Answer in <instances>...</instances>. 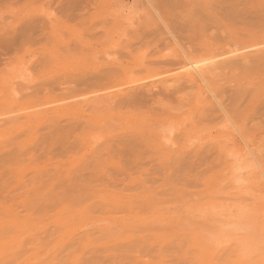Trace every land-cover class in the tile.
<instances>
[{
	"label": "rangeland",
	"instance_id": "1",
	"mask_svg": "<svg viewBox=\"0 0 264 264\" xmlns=\"http://www.w3.org/2000/svg\"><path fill=\"white\" fill-rule=\"evenodd\" d=\"M198 48L215 97L147 77ZM263 209L264 0H0V264H264Z\"/></svg>",
	"mask_w": 264,
	"mask_h": 264
},
{
	"label": "bare ground",
	"instance_id": "2",
	"mask_svg": "<svg viewBox=\"0 0 264 264\" xmlns=\"http://www.w3.org/2000/svg\"><path fill=\"white\" fill-rule=\"evenodd\" d=\"M64 7V6H63ZM38 23V22H37ZM40 24V23H39ZM35 25H36V23H35ZM41 25V24H40ZM44 25V24H43ZM37 26V25H36ZM35 26V27H36ZM97 26V25H96ZM30 27H32V25L30 26ZM26 28L27 27H25L24 29H23V31H25L26 32ZM32 28H34V27H32ZM168 28V27H167ZM31 29V28H30ZM29 31V30H28ZM169 31V30H168ZM25 32H23L24 34H25ZM30 32H32V31H30ZM89 32V31H88ZM23 33H21V35L23 34ZM23 34V35H24ZM76 34V33H75ZM28 35V34H27ZM74 37H76V36H74ZM14 40V39H13ZM10 42V41H9ZM11 42H13V41H11ZM9 44V43H8ZM7 47H8V45H7ZM5 48H6V45H5ZM181 48V47H180ZM177 50V49H176ZM196 50V49H195ZM238 49H233L232 50V52H235V51H237ZM194 51V50H193ZM193 51H187V50H185V49H181V50H179L178 52H174L173 51V54L172 55H168V58H170V59H168L169 61L167 62L168 64H169V67L168 68H166V69H164V70H162V71H158V72H154L153 74H151V75H149V76H147L148 78H152V77H154L155 75H161V74H165V76H162V77H160V78H158V79H154L153 81H151L153 84H157V82H161V83H163V81L165 82V84L167 83L166 81H170L171 79H173V81H176V80H178L179 81V79L181 80V78L182 79H185V81H187V82H189V84H191L192 86H194L195 87V91H196V93L198 94V96L199 97H202V96H204L203 94H207V91L208 92H210V94H212V96L213 97H215V94H214V91L212 90V88L210 87V85L208 84V82H207V77H206V74H205V68H207V66H208V60H210V58L211 57H209V56H201L200 55V50H199V48L196 50V52L195 53H193ZM224 54V53H223ZM197 55H200V56H197ZM220 55H222V54H220ZM171 56V57H170ZM218 56V55H217ZM111 63H112V60L110 61ZM168 74V75H167ZM117 75V74H116ZM115 75V76H116ZM113 76V75H112ZM107 76L105 75V79H103V78H100V80L98 79V82H96L95 84H93L92 86H91V89H89L87 92H86V94H94V96H90L88 99H86V100H83V101H87V100H89V99H93V100H95V101H97V102H102L101 100H103V99H105V98H108V97H111V96H115V95H118V94H121V93H124V92H126L127 90H128V88H125V87H122V88H119V89H116V90H114L115 88H117V87H119V86H122V85H124L125 83H127V82H123V83H117V84H115V83H110V84H108V80H107V78H106ZM108 78H110L109 77V75H108ZM182 81V80H181ZM95 82V81H94ZM102 82V83H101ZM128 82H130V81H128ZM172 82V81H171ZM99 83H101V85H98ZM132 83H134V81H132ZM174 82H172L171 84H172V86H174V84H173ZM164 84V85H165ZM168 85H171V84H169V83H167ZM166 84V85H167ZM178 84V83H177ZM126 85V84H125ZM158 85V84H157ZM163 85V86H164ZM167 85V86H168ZM175 85H176V83H175ZM153 86V85H152ZM155 86V85H154ZM184 88V87H183ZM132 89V88H131ZM101 91H103L102 93H99V92H101ZM140 91V90H139ZM138 91V92H139ZM130 92V91H129ZM135 92V91H134ZM141 92H139V93H137V92H135V93H132L131 94V97H133L132 99H134V98H136V99H134L136 102H141V94H140ZM144 95V94H143ZM201 95V96H200ZM207 96V95H206ZM205 96V97H206ZM197 98V97H196ZM196 98H195V103H196ZM204 98V97H203ZM199 99V98H198ZM200 100V99H199ZM103 101H105V100H103ZM200 102V101H199ZM76 103V102H75ZM103 103V102H102ZM173 106V105H172ZM176 108V107H175ZM173 110H174V108H173ZM30 113V112H29ZM33 114V113H32ZM30 115H31V113H30ZM32 116V115H31ZM27 117L28 118H26V119H29V117L30 116H28L27 115ZM161 117V116H160ZM34 118V117H33ZM36 118V117H35ZM229 118V117H228ZM24 119V121H25V117L23 118ZM22 119V120H23ZM44 119V118H43ZM161 119V118H160ZM160 119H158V120H160ZM222 119H223V117H222ZM30 120V119H29ZM32 120V119H31ZM30 120V121H31ZM154 120H157V119H154ZM27 121V120H26ZM126 121V120H125ZM163 121H165V119L163 120ZM233 121V120H232ZM155 123H156V121H154ZM160 122V121H159ZM232 124H233V126H234V128H236L237 130H239L237 127H236V125H234V123L233 122H231ZM158 124V123H157ZM236 124V123H235ZM231 124H229V126H226V127H228V128H230V129H232L233 127H231L230 126ZM188 126L189 125H187V128H188ZM144 128V127H143ZM225 128V127H224ZM233 128V129H234ZM68 129V128H67ZM147 129V128H146ZM227 129V128H226ZM225 129V130H226ZM232 129V130H233ZM231 130V131H232ZM234 131H236V130H234ZM238 132V131H237ZM223 133V132H222ZM229 133L230 132H228V136H229ZM232 133H233V131H232ZM224 134V133H223ZM231 134V133H230ZM182 135L184 136V135H186V133L185 132H183L182 133ZM233 135V134H232ZM235 135V134H234ZM239 135V134H238ZM163 136H164V134H163ZM240 136H242V134L240 135ZM186 137H188V136H186ZM189 137H190V135H189ZM233 136H231V137H229L230 139L232 138ZM246 137V136H245ZM234 138H236L237 139V137H235L234 136ZM233 138V139H234ZM242 138H244V137H242ZM188 139H190V138H188ZM226 139H227V136H226ZM212 140V139H211ZM238 140V139H237ZM237 140L235 141V143H233V141L232 140H230L229 141V139L227 140V142H229V143H231L232 142V144H233V146H235V148H233V149H235L234 151H233V149H232V151H230L231 153H229V156L231 157V161H232V163H231V171L229 170V175H230V173H232L233 175H235V174H237V175H240L241 173H244V172H246V171H248L249 169H248V165L247 164H245L246 162H247V160H246V162L244 163L243 161H245V158L244 157H246V155L250 152V145L249 144H247V143H245L246 144V147L248 148V150H247V148H244V146H242V145H240V142L237 144L236 142H237ZM167 141V140H166ZM165 141V143H168V142H166ZM169 141V140H168ZM185 141H187V138L185 139ZM205 141V140H204ZM208 141V140H207ZM210 141V140H209ZM212 141H214V140H212ZM239 141V140H238ZM243 142H245L244 141V139H243ZM169 143H170V145H171V142L169 141ZM204 143V142H203ZM249 143V142H248ZM187 144V143H186ZM244 144V145H245ZM169 145V144H168ZM167 145V146H168ZM218 145H223V141L222 142H220ZM225 145V144H224ZM228 145V144H227ZM249 145V146H248ZM230 149V148H229ZM228 149V150H229ZM257 149V148H256ZM130 152H131V150H129ZM134 155V154H133ZM249 155V154H248ZM135 157V156H134ZM248 157V156H247ZM244 159V160H243ZM250 159V158H249ZM248 159V160H249ZM237 160L239 161V162H237ZM252 161V160H251ZM255 161V160H254ZM249 165H251V163H249ZM249 172V171H248ZM247 172V173H248ZM247 173H246V175H247ZM231 174V175H232ZM242 175V174H241ZM244 175H242V177H243ZM237 177V176H236ZM247 177H248V175H247ZM239 178H240V176H239ZM244 178V177H243ZM246 178V177H245ZM227 179V178H226ZM260 179V178H259ZM246 180V179H245ZM244 179H242L241 180V178L240 179H235V181H236V183H238L239 184V186L241 185V184H243V182L245 181ZM229 181V180H228ZM254 181V180H253ZM252 181V182H253ZM236 183H235V185H236ZM246 184V188H247V181L246 182H244V185ZM243 185V186H244ZM238 186V185H237ZM245 187H244V190L246 189ZM244 192V191H243ZM240 193V192H239ZM241 195V194H240ZM248 195V194H247ZM238 196V195H237ZM261 196L263 197V195L261 194ZM253 197V196H252ZM235 198V197H234ZM242 198V197H241ZM259 198V197H258ZM263 199V198H262ZM254 200H256V198L254 199ZM242 203V202H241ZM238 207V206H237ZM254 207V206H253ZM228 208V207H227ZM255 208V207H254ZM225 209V208H224ZM224 209H222V210H224ZM230 210V209H229ZM264 210V209H263ZM262 210V211H263ZM235 211V210H234ZM239 211V210H238ZM241 211V210H240ZM244 211H245V209H244ZM252 211V210H251ZM264 212V211H263ZM235 213V212H234ZM238 213V212H237ZM244 213V212H243ZM243 213L241 214V212H240V215H243ZM246 213H248V212H246ZM228 217H230V219H229V221H231V218H233L234 219V221H238L236 224L234 223V225L233 224H231V225H233V226H227L228 225V223H225V221L227 222V219H225V217L227 216V215H224V219H225V221L224 222H222V225H223V227L224 226H226L225 228H228V229H231L232 231H235V232H233V233H236V231L238 232V230L240 231L241 229H252V226L249 224V223H247V221H245V220H243V219H241L240 217L239 218H236V217H233L234 215L232 214V211L230 210V211H228ZM239 215V214H238ZM259 215V214H258ZM262 215V214H261ZM222 216V215H221ZM220 217V216H219ZM227 217V218H228ZM250 217V216H249ZM264 218V217H263ZM223 219V220H224ZM223 220H221V221H223ZM232 222V221H231ZM251 223V222H250ZM220 224V223H219ZM253 224V223H252ZM254 226H255V224H254ZM253 226V227H254ZM259 228V227H258ZM258 231V230H257ZM245 233V232H244ZM251 234V233H250ZM246 235V234H245ZM244 235V236H245ZM236 236V235H235ZM243 236V235H242ZM249 236V235H248ZM227 237V236H226ZM250 237V236H249ZM232 238V237H231ZM241 238V237H240ZM248 238V237H247ZM226 239V238H225ZM224 239V240H225ZM234 240V239H233ZM247 240H249L248 242H245V246H244V248L245 249H247V248H249V245L251 246V244L253 243H256L255 241V239H254V242H253V240H252V238L251 239H247ZM239 241V240H238ZM224 242H226V241H224ZM228 242V241H227ZM230 242V241H229ZM233 242V241H232ZM242 242V241H241ZM252 244V245H253ZM256 247V246H255Z\"/></svg>",
	"mask_w": 264,
	"mask_h": 264
}]
</instances>
